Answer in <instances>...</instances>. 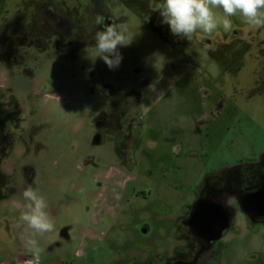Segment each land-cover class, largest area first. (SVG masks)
Here are the masks:
<instances>
[{
    "label": "flooded vegetation",
    "instance_id": "af4514ba",
    "mask_svg": "<svg viewBox=\"0 0 264 264\" xmlns=\"http://www.w3.org/2000/svg\"><path fill=\"white\" fill-rule=\"evenodd\" d=\"M159 2L136 0L134 9L130 0H0V96L5 97L1 107L6 110L0 114V224L5 233L0 234V264H250L258 257L248 252L249 247L255 249L252 233L236 229L242 223L247 228L264 224V142L256 156L207 171L189 190L180 182L169 181L163 187L169 195H159L160 185L155 194L151 191L154 202L170 207L176 201L175 194L182 195L179 227L172 230L167 248L156 244L144 247L137 231L127 228L123 238L112 239L113 246L104 252L105 230L95 232L90 222L84 231H77L68 222L57 228L56 238L40 247L43 251L38 262L28 251L15 250L12 223L17 221L3 213L23 210V191L29 185L37 188L39 164L32 158L43 147L44 126L37 120L34 100L46 81L44 66L76 59L94 47L96 32L104 28L96 24L97 14L105 17V24L121 26L130 13L118 10L130 8L151 32L173 45L179 41L184 44V56L171 63L172 89L186 79L192 82V107H199L196 128L204 132L203 139H211L212 128H217L223 134L222 149L225 142L233 143L237 134L245 132L248 122H255L257 109L264 111V28L252 30L237 24L228 32L202 33L191 41L173 35L162 23L160 12L155 10ZM142 88L123 90L105 83L104 107L93 117L91 146H107L114 156L106 180L112 182L117 198L123 197L128 180L143 175L141 160L150 169L158 158L148 134L151 126L143 115ZM258 128L259 137L264 136V126L259 124ZM97 158L89 152L80 165L97 167ZM142 193L147 198L145 190L132 188L131 195ZM255 196L259 198L252 199ZM210 203L229 213L222 232L197 225V207ZM115 204V198H105L104 207L109 211L117 207ZM239 212L243 216L238 220ZM118 213L105 218L115 221ZM133 214L131 223L141 221L137 211ZM148 230V222H143L139 233ZM241 240L249 241L248 247L242 246L243 253L239 248L234 253L228 250L232 241Z\"/></svg>",
    "mask_w": 264,
    "mask_h": 264
},
{
    "label": "rangeland",
    "instance_id": "374dc122",
    "mask_svg": "<svg viewBox=\"0 0 264 264\" xmlns=\"http://www.w3.org/2000/svg\"><path fill=\"white\" fill-rule=\"evenodd\" d=\"M130 2L136 9V0ZM129 9L118 10L120 13H130L129 20L121 27L127 29L126 36L132 39L127 46L118 48L122 56L118 67L109 69L97 56L95 47L87 49V52L81 53L76 59L44 66L46 81L41 87L42 92L34 100L37 104V120L44 126L41 133L43 147L32 161L39 164L36 189L47 202L46 211L54 228L50 232L36 234L40 247L56 238L57 228L63 223L70 222L77 227V231H84L83 227L91 222L95 232L105 230L107 233L103 242L104 252L113 246L112 239L123 238L127 228L137 231L144 247L156 244L160 248H167L172 230L179 227L182 195L175 194L173 200L177 202L172 207L162 201L154 202L158 186H161V196L169 195L163 188L169 181L180 182L183 188L189 190L207 171L216 169L223 163L252 158L262 148L264 136L259 137L258 128L259 124L264 126L262 109L256 110L255 125L248 122L245 132H238L240 134L236 135L233 143L225 142V146L222 143V149L219 145L223 134L217 128H212L209 134L211 139L202 138L205 137L204 132L196 128L195 121L199 107H192L195 96L192 82L186 79L179 88L172 89L174 70L171 63L184 56L185 50L181 52L184 44L179 41L173 45L159 34L151 32L139 20L137 12ZM231 19L233 26L241 24L252 30L257 29L245 23L239 15ZM217 30L224 31L222 27ZM202 33L198 30L191 41ZM107 82L123 90L143 86L141 106L145 120L151 126L148 129L150 140L156 145L152 150L158 157L150 169L141 160L139 167L144 170L143 175L140 174L132 181L128 180L123 197L118 198L114 196L112 182L106 180L110 166L115 162L114 156L107 146H91L95 129L93 117L104 107L102 88ZM4 99L3 95L0 96V114L6 112L1 107ZM89 152L97 155V167L80 165L82 157ZM179 162H182L181 166ZM133 187L137 191L145 190L147 198L143 197V193L139 197L131 195ZM151 191L154 194L151 195ZM107 196L115 198L117 207L112 208L113 211L104 207ZM21 211L16 210L14 213L7 209L3 214L17 221L12 223L15 250L27 251L23 236L33 230L20 222ZM136 211L140 214L141 221L131 223ZM116 212L119 213L115 221L105 218L113 213L116 216ZM242 216L239 212L238 220ZM143 222L149 224L146 234L139 233ZM236 230L250 231L255 238L256 250L249 247L248 252L258 257L250 264H264V224L247 228L242 223ZM0 234H5L2 224ZM243 241L245 242L232 241L228 250L234 253L239 248L243 253L245 248L242 246H249V241Z\"/></svg>",
    "mask_w": 264,
    "mask_h": 264
},
{
    "label": "clouds",
    "instance_id": "9594fccd",
    "mask_svg": "<svg viewBox=\"0 0 264 264\" xmlns=\"http://www.w3.org/2000/svg\"><path fill=\"white\" fill-rule=\"evenodd\" d=\"M155 10L160 12L162 23L169 26L173 35L191 40L197 31L212 34L222 27L225 32L232 29L234 16H241L245 23L257 29L264 28V0H160ZM96 24L103 25L95 34V48L109 69L119 66L122 56L119 47L127 46L132 39L126 36L127 29L115 24H105V17L97 14ZM26 203L19 220L32 233L23 236L25 247L34 261L42 254L36 234L53 230L54 224L46 211L48 205L38 189L29 185L22 193ZM32 264V261L29 262Z\"/></svg>",
    "mask_w": 264,
    "mask_h": 264
},
{
    "label": "water",
    "instance_id": "95a60500",
    "mask_svg": "<svg viewBox=\"0 0 264 264\" xmlns=\"http://www.w3.org/2000/svg\"><path fill=\"white\" fill-rule=\"evenodd\" d=\"M258 198L259 196H255L252 199L257 200ZM194 217L198 219L197 225L201 228L206 227L214 229L215 232H222L227 226L229 213L225 212L221 206L211 205V203L200 204L195 211Z\"/></svg>",
    "mask_w": 264,
    "mask_h": 264
}]
</instances>
